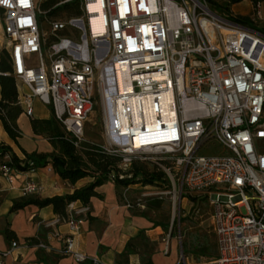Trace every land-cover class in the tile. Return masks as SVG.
Wrapping results in <instances>:
<instances>
[{"label":"built area","instance_id":"2783aa9c","mask_svg":"<svg viewBox=\"0 0 264 264\" xmlns=\"http://www.w3.org/2000/svg\"><path fill=\"white\" fill-rule=\"evenodd\" d=\"M43 1L0 0V60L4 55L9 65L0 74L14 77L22 113L31 117L37 99L77 144L97 96L100 147L119 158L109 181L128 177L132 162L140 161L166 179L165 191L148 195L166 194L182 209L186 197L206 194L216 255L191 262L178 247L173 264H264L259 2L242 23L208 0H54L46 9ZM52 9L58 18L48 17ZM16 173L0 169L9 181ZM39 189L28 180L23 193ZM72 204L55 221L66 222L70 232L77 224L73 213L87 210ZM169 239L168 232L164 254ZM176 239L180 245L181 237ZM17 244L12 240L0 251V264ZM35 245L48 248L45 242ZM61 252L77 263L88 258L75 250L71 234L63 237Z\"/></svg>","mask_w":264,"mask_h":264},{"label":"crops","instance_id":"0c3cea01","mask_svg":"<svg viewBox=\"0 0 264 264\" xmlns=\"http://www.w3.org/2000/svg\"><path fill=\"white\" fill-rule=\"evenodd\" d=\"M213 1L219 5L229 2L228 9L235 15L248 17L253 12L254 0ZM256 1L259 2V26L264 30V10L261 8L260 0ZM50 114V107L37 99L33 100L32 117L45 119ZM16 123L21 131V136L17 138L15 143L3 129L0 120V142L9 145L18 157H23L18 146L27 153H50L53 150L46 138L34 134L31 129L30 118L22 112L17 117ZM48 168L50 169L48 170ZM91 179L92 177L86 176L71 183L55 173L50 163L36 168L31 173H16L11 176L10 181L0 174V251L6 250L12 240L18 243L12 252L4 257L3 264H80L75 262L70 255L61 252L63 237L67 234L73 236L75 250L103 264H142L139 250L128 254L127 257L121 255L128 240L135 237L140 230H143L149 241L148 247H153L150 254L153 264H157V254H170L171 238L173 237L170 236L169 239L170 252L164 254L162 252V239L166 233L162 231L160 226H153L149 216L140 213L147 208L143 202L139 201V197L134 200L129 197V188L140 186L141 183H132L120 187L115 182L107 180L97 186L95 190L100 194V197H90L87 204L88 216L79 213L76 219V228L72 232L69 231L66 222H55L59 215L53 212L51 205L38 207L34 204H28L15 211L10 210L12 201L24 195L39 198L63 195L88 184ZM28 180L39 185L38 192L23 193V187ZM147 187L153 186L142 184L139 188ZM125 189L126 200L123 198ZM137 200L138 202L134 203ZM72 203L75 209L82 206L79 201ZM7 229L12 230L16 238L6 239L4 231ZM34 236H39L40 240L48 245V248L43 249L35 244H29L26 239Z\"/></svg>","mask_w":264,"mask_h":264},{"label":"trees","instance_id":"16d2710c","mask_svg":"<svg viewBox=\"0 0 264 264\" xmlns=\"http://www.w3.org/2000/svg\"><path fill=\"white\" fill-rule=\"evenodd\" d=\"M54 0H45L41 3V7L46 9L51 6ZM211 8L230 13L228 4H217L213 0H208ZM256 0H254V3ZM70 5H66V8ZM56 9H52L48 12V17L56 15ZM237 22H247L246 16L236 15L234 18ZM9 69V65L6 62L5 56H1L0 70L6 72ZM17 92L15 86V79L12 75L0 74V120L3 129L8 136L16 143L17 138L21 136V131L17 126L16 119L22 112L20 105L17 104ZM31 129L36 135H41L51 144L53 150L50 153H27L21 147L18 146L23 157H18L11 149V147L4 142H0V169L3 166H9L14 168L18 172H24L30 168H38L50 163L51 168L61 178L67 179L73 183L83 177H92L88 184H85L79 188L74 189L71 193L63 195H56L52 197L39 198L32 195H24L20 198L14 199L11 205V211L23 208L28 204H34L38 207H44L51 205L53 212L59 216H67V206L69 203L79 201L83 206H87L90 197L100 194L95 188L108 180V172L112 169H117V163L119 158L113 154L105 152L98 143L93 141L82 139L76 144V139L68 132L65 131L60 122L55 118L52 111L48 118L40 119L36 117H29ZM7 154L8 159H4L3 156ZM32 163V164H30ZM152 167V170H149ZM130 173L128 177L124 179L116 180L117 186H126L132 183H142L143 185H150L155 188H165L166 179L161 171L156 170L152 165L134 161L131 167L126 171ZM161 196H149L144 199H139L143 202L145 207L149 210L158 209ZM190 200L194 201L195 197H190ZM138 202L135 201L134 203ZM141 214L148 216L146 211L140 212ZM88 216V209L85 212ZM79 214L73 213V217L77 219ZM152 221V219L149 217ZM153 226H160L163 229H167V225L161 221H152ZM173 225L171 226V228ZM170 233V232H169ZM4 235L6 239L16 238L15 233L12 230H5ZM29 244H37L42 242L39 236H34L26 239ZM216 246V240H215ZM149 241L145 237L143 230H140L135 237L128 240L121 255L127 257L128 254L140 251V259L142 264H153L150 258V254L153 247H148ZM190 255L196 256H214L216 250L210 251V244L208 238L205 235H201L199 240L195 244L190 246ZM62 254H64L62 252ZM80 264H99L91 258H87L80 262Z\"/></svg>","mask_w":264,"mask_h":264},{"label":"rangeland","instance_id":"374dc122","mask_svg":"<svg viewBox=\"0 0 264 264\" xmlns=\"http://www.w3.org/2000/svg\"><path fill=\"white\" fill-rule=\"evenodd\" d=\"M261 8L264 10V0H260ZM64 7L62 6L61 9ZM53 18H58V14L53 16ZM41 29L43 31H48L49 27L47 23L41 24ZM102 113L100 108V102L96 96V102L93 104L91 110L88 112L87 117L84 121L83 126V136L84 140L93 141L99 145L102 143ZM152 170V167H149ZM142 186V183L141 185ZM135 186L129 188L130 198L133 200L137 197L144 199L149 197L148 193L152 191H165L166 188H139ZM143 192V193H141ZM145 193V194H144ZM144 194V196H142ZM191 197H195V200H190V197H186L182 200V209L174 208L172 202L168 195L163 194L159 199L160 205L158 209H143L147 212V215L152 219V221H161L166 224L167 229H162L164 233L170 232L171 238V252L168 255H163L161 253L157 254L156 260L157 264H172L177 260L178 247L182 249L185 256L191 262H198L204 257L208 256H196L190 255V246L195 244L199 240L201 235H205L208 238L210 244V251L216 250L215 246V236L212 231L211 218H210V205L206 194L199 193L193 194ZM173 227L171 228V226ZM181 237L180 245L177 243L176 237ZM177 243V244H176Z\"/></svg>","mask_w":264,"mask_h":264}]
</instances>
